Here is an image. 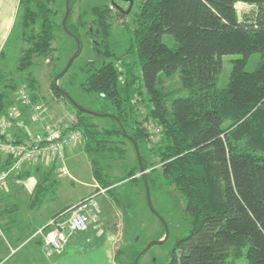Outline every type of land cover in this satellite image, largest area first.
<instances>
[{"label": "trees", "instance_id": "16d2710c", "mask_svg": "<svg viewBox=\"0 0 264 264\" xmlns=\"http://www.w3.org/2000/svg\"><path fill=\"white\" fill-rule=\"evenodd\" d=\"M57 1L20 0L16 22L0 51L1 58L14 42L19 52L16 76L0 68V115L13 106L24 111L16 98L21 86H27L33 102L40 99L32 68L36 58L47 60L54 52L56 26L66 36L74 39V34L81 40L82 24L71 20L77 0L70 1L69 31L56 22ZM135 1L127 0L129 9L119 14L131 12ZM238 3L251 9L239 14ZM111 9H92L96 19L91 25L97 27L94 38L101 40H95L93 47L97 58L83 69L88 77L81 89L98 96L99 113H111L119 121L108 117L112 125L102 127L90 121L98 116L75 108L78 120L71 127L84 132V150L100 184L97 192H114L123 181L137 182L141 173L138 158L137 166L126 175L109 173L115 158L126 156L120 138L135 150L124 129L138 144L145 171L160 166L161 177L187 200L191 230L179 241V256L171 264H237L242 260L264 264V0H139L131 46L123 58L113 60L109 59L116 56L109 50L112 25L107 20ZM166 34L175 39L176 48L164 42ZM255 53L261 58L256 69L248 71V59ZM227 55L241 57L231 61L229 80L219 87ZM176 75L179 87L167 89L166 79ZM52 89L56 96L66 98L56 89L55 80ZM140 106L146 111L143 121H139ZM143 123L155 125L150 126L155 127L154 139ZM11 163L7 157L0 168ZM43 165L18 173L20 180L32 174L37 177L29 201L32 209L42 207L59 183L57 161ZM152 171L146 174L149 184H153ZM68 208L38 228L35 236L42 246L38 231L46 226L47 232L48 223Z\"/></svg>", "mask_w": 264, "mask_h": 264}, {"label": "rangeland", "instance_id": "374dc122", "mask_svg": "<svg viewBox=\"0 0 264 264\" xmlns=\"http://www.w3.org/2000/svg\"><path fill=\"white\" fill-rule=\"evenodd\" d=\"M66 1L58 0L55 4V19L58 25L63 23L66 14L64 13ZM138 2L139 0L135 1L131 12L122 16L119 14L121 10L129 9L127 0H77L74 6L71 20L74 24H82L79 28L81 52L67 73L59 80V85L76 103L90 111L99 113L102 108L96 94L90 95L81 89V83L85 82L88 77V73L83 69L86 68L88 61L97 58V52L93 47L95 40H101L97 37L94 38L97 27L91 25L96 19L92 9L96 6L113 7L111 14H109L110 18L107 19L112 25L109 38L110 49H108L116 54V56L109 58L113 60L116 57L123 58L131 46V29L135 25L134 18L135 12L138 10ZM113 4L114 6H112ZM236 7L239 14L251 9V6L244 3H238ZM164 42L172 48L177 47V42L169 34L164 35ZM102 43L106 42L101 41L100 44ZM53 47L54 52L51 56L47 60L36 58L35 65L32 68L40 94V99L34 103L45 109L50 124H60L67 121L72 114H76V110L68 99L54 94L52 82L65 69L69 59L74 55L76 40L66 36L63 30L56 26V41L53 43ZM18 57L19 52L16 50L15 43L11 42L0 58V68L12 71L11 76H16L14 68ZM239 57L241 56L227 55L223 58V70L220 75L219 87L227 84L231 72V61ZM260 58L259 53L251 55L246 69L254 71ZM129 59L133 61L135 55L131 54ZM165 86L167 89H177L179 87V77L176 75L166 79ZM139 111L142 113L139 121H143L146 111L142 106L139 107ZM90 121L102 127L112 125L108 117L98 116L90 119ZM143 124L153 133L154 139L156 136V133H154L155 125ZM151 125L154 126L150 127ZM120 141L122 142L120 145L126 151V156L123 159L117 156L112 162L114 167L109 173L124 176L132 167L137 166L136 158L138 157L130 142L123 138H120ZM151 160L157 162L158 158L152 157ZM66 163L70 175H64L57 171L56 177L59 183L40 208L32 209L29 207L30 196L37 183L35 174L22 179L20 186L17 185V188L11 187L10 182H8L7 187L5 183L0 185V252L2 254L0 264H35L39 256L36 254L37 249L33 250L32 248L35 247V244H39L40 237L33 236V234L37 232L38 228L45 224L52 215L83 201L90 194L97 192L96 189H99L100 184L93 177L91 160L84 150V141L77 143L74 149L67 152ZM31 168L28 167V170H31ZM149 171H152V169ZM12 177L13 175L9 179ZM137 177V182L128 179L117 184L114 192L104 190L98 195L97 201L101 208V220L98 223V228L92 226L90 230L94 228L100 238L103 236L108 238L105 246L109 253V263L113 261L115 264H132L140 256L138 264H171L175 256H179V241L188 236L191 230L187 200L174 184L168 183L161 177L160 166H158L157 170L151 172L153 184L148 182L153 206L151 208L147 198L145 180L141 173ZM85 195L87 196L83 198ZM100 230H103V232H100ZM83 234L73 237L77 238L78 236L76 241L79 244L76 241L72 243L73 238H71L64 253L57 256L64 255L68 246L72 243L68 251L71 253L72 258L75 253L86 257V252L95 248L100 240H97L96 244H91L89 242L94 239L81 238ZM26 238H33V243L10 259L8 242L11 241L15 244L17 240ZM159 240H163V242L154 244L144 252L150 243ZM16 251V249L13 250V252ZM43 251L45 253L44 246ZM113 256H116V258ZM75 262L89 264L87 259L84 258H79ZM237 264L247 263L242 260Z\"/></svg>", "mask_w": 264, "mask_h": 264}, {"label": "built area", "instance_id": "2783aa9c", "mask_svg": "<svg viewBox=\"0 0 264 264\" xmlns=\"http://www.w3.org/2000/svg\"><path fill=\"white\" fill-rule=\"evenodd\" d=\"M17 99L24 107H11L5 115H0V155L11 157L10 166L0 171V185L13 173L20 172L26 165L35 162L57 161L59 172L70 175L66 163L69 147L84 141L82 129H71L77 123L76 114L60 124H50L45 109L30 98L27 86H21ZM99 191L85 200L71 205L68 210L48 223L50 229L42 227L38 234L43 237V246L48 257L61 255L73 235L86 233L92 226L98 228L101 208L98 204ZM100 225V224H99ZM103 232V230H100Z\"/></svg>", "mask_w": 264, "mask_h": 264}, {"label": "crops", "instance_id": "0c3cea01", "mask_svg": "<svg viewBox=\"0 0 264 264\" xmlns=\"http://www.w3.org/2000/svg\"><path fill=\"white\" fill-rule=\"evenodd\" d=\"M19 3H20V0H0V50L5 47L7 40L11 34V31L14 27V24L16 22ZM74 147L75 146L68 148L67 152L70 149H74ZM6 158L7 157H5V156H0V165L3 164V161L5 162ZM49 162H52V161H46L44 163L35 162L34 164H32L33 166L28 164L21 171L23 173H25L27 171H32V169H34L35 166L38 164H44L45 166L46 165L48 166ZM27 166L32 167L31 170H28ZM0 170H2V169L0 168ZM18 173L19 172L13 173L12 174L13 177L11 179L7 180V183L5 182L6 187L8 185V182H10L11 187L17 188V185L20 186V184H21L20 181L23 178L20 180L18 177ZM88 194H90V193H88ZM87 195L83 196V198L86 197ZM49 219H51V218H49ZM33 236H35V234H33ZM77 238H78V236H77ZM77 238H73L72 243H74L77 240ZM81 238H87V239L89 238L90 240L94 239V240H91V242H89L91 244L92 243L96 244L97 240H100V242L97 244V246L95 248L91 249V251L86 252L87 253L86 257L79 255L78 253H75V254H73V255H75L73 258H72L71 253L68 252L69 247L71 246L72 243L71 244L69 243L70 245L68 246V249L64 255L56 256L53 258H49L48 256L45 255L41 242L39 244L37 243L34 245L35 246L34 248L31 247L33 250L37 249L36 254L39 256V259L35 262V264H78L75 262V260H77L79 258H84L85 260L87 259L89 264H115L113 261L111 263L108 262L109 253H108V250L106 249V246H105V243L108 242L107 241L108 238L106 236L105 237L103 236L102 238H100V236L97 235V231L94 230V228H93L89 232L84 233L83 237H81ZM103 238H104V240H103ZM26 239H24V240L19 239V240H17V242H15V244H13V242H11V241L8 242L10 259L17 256L22 249L26 248L29 244L33 243V240H32L33 238H26ZM28 241H30V242H28ZM77 243L79 244V242H77ZM18 244H20V245H18ZM75 245H77V244H75ZM14 249H16L17 251L13 252ZM97 254H98V256H97ZM1 256H2V254L0 252V257ZM113 257L116 258V256H113Z\"/></svg>", "mask_w": 264, "mask_h": 264}, {"label": "water", "instance_id": "95a60500", "mask_svg": "<svg viewBox=\"0 0 264 264\" xmlns=\"http://www.w3.org/2000/svg\"><path fill=\"white\" fill-rule=\"evenodd\" d=\"M70 1H71V0H67V1H66V14H65V16H64L63 23H62V24H63V27L66 29V31H69L68 28H67V19H68V16H69V14H70V11H71V8H70ZM72 35H73L74 39L76 40V43H77V49H76L74 55L69 59L67 65H66V67H65V69H64L59 75L56 76V78H55V87H56V89L59 90V91H61V92L66 96V98L72 103V105H73L75 108H78L79 110L84 111V112H86V113H91L92 115H95V116H99V117H111V118L115 119L116 121H119V120L117 119V117H116L115 115H113V114H110V113H97V112L90 111L89 109H87V108L81 106L80 104L76 103V102L70 97V95H68V93H67L65 90H63V89L60 88V86H59V80L61 79V77H62L65 73H67V71L70 69L71 65L73 64L74 60L79 56V54H80V52H81V40H80L79 38H77L76 35H74V34H72ZM119 123H120V122H119ZM120 126H121V128L123 129V126H122L121 124H120ZM123 133H124V135H125L126 137H128V138L132 141V143H133V145H134V147H135V150H136V153H137V157H138V162H139V165H140V171H141V174H142V176H143V178H144V180H145V184H146L147 198H148V201H149V203H150V205H151V208H153V206H152V204H151V198H150V188H149L148 181H147V179H146L147 171H145V167H144V165H143V161H142V158H141V154H140L139 146H138V144L136 143V141L134 140V138H133L132 136L128 135L124 129H123ZM162 242H163V240H159V241H154V242L150 243L144 252H146V251H147L149 248H151L154 244L162 243ZM144 252H143V253H144ZM143 253H142V254H143ZM139 257H140V256H139ZM139 257L136 258L134 264H138Z\"/></svg>", "mask_w": 264, "mask_h": 264}]
</instances>
